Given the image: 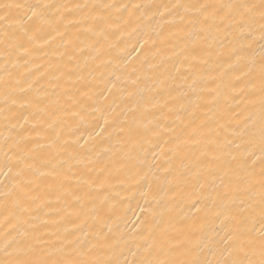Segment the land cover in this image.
I'll use <instances>...</instances> for the list:
<instances>
[{
  "label": "bare ground",
  "instance_id": "1",
  "mask_svg": "<svg viewBox=\"0 0 264 264\" xmlns=\"http://www.w3.org/2000/svg\"><path fill=\"white\" fill-rule=\"evenodd\" d=\"M29 2L67 7L47 10L26 52L0 43V260L10 241L86 250L102 237V257L131 261L154 240L162 260L193 247L218 259L238 208L226 194L252 181L259 199L258 23L252 41L203 40L176 6L235 0Z\"/></svg>",
  "mask_w": 264,
  "mask_h": 264
},
{
  "label": "snow or ice",
  "instance_id": "2",
  "mask_svg": "<svg viewBox=\"0 0 264 264\" xmlns=\"http://www.w3.org/2000/svg\"><path fill=\"white\" fill-rule=\"evenodd\" d=\"M51 7H67L66 5L33 4L29 0H4L0 2V43L7 50L16 47L23 51L28 50L36 40L37 33L41 32L43 25L49 23L46 12ZM77 8H88L89 5H76ZM107 7L106 5H92ZM185 13L194 12L196 15L189 19V24L200 26L196 34L200 39L207 40L205 32L215 29L217 32L222 29H231L239 33L241 39L252 41L255 39L254 25H259V39L261 41V55L259 60L260 72V93H261V152L262 165H264V0H235V2L220 3H196L178 5ZM101 20L102 17H94ZM186 19L185 16L180 17ZM246 34V35H245ZM251 47V44L248 45ZM83 51V49H81ZM232 55L237 63L244 59L243 49L232 50ZM69 59H74L70 57ZM255 60L249 62V72L255 65ZM231 67V65H229ZM115 87V85H113ZM243 92V89H241ZM15 103V101H13ZM207 155V153H204ZM223 183V179L221 178ZM254 184L246 182L244 187L237 184L233 192L226 194V198L233 204H237V215L232 219L236 222L233 230L229 231L217 249L218 259L209 262L199 258V252L195 247L187 250L191 254L188 260H162L159 258L164 253V242L157 244L154 240H146L143 245V252L138 256L140 250L131 252L134 257L131 261L121 260L114 253L107 256L94 254L93 249L109 248L107 238H98L95 244L90 245L86 250L77 246H69L64 243H52L48 247H41V244H48L36 238V243H25L16 245L14 241L7 242L3 248L4 256L7 259L0 260V264H264V166L261 168L259 180L258 202L252 199ZM17 199H26L28 193L21 189ZM26 210V209H25ZM44 223H47L45 221ZM259 225L257 228L256 225ZM74 244L75 242H70Z\"/></svg>",
  "mask_w": 264,
  "mask_h": 264
}]
</instances>
